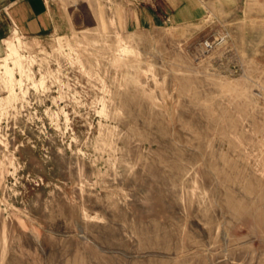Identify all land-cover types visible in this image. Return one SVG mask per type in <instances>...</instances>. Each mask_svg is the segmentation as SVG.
Returning <instances> with one entry per match:
<instances>
[{"label":"rangeland","instance_id":"1","mask_svg":"<svg viewBox=\"0 0 264 264\" xmlns=\"http://www.w3.org/2000/svg\"><path fill=\"white\" fill-rule=\"evenodd\" d=\"M48 2L0 39V264H264V0Z\"/></svg>","mask_w":264,"mask_h":264},{"label":"crops","instance_id":"2","mask_svg":"<svg viewBox=\"0 0 264 264\" xmlns=\"http://www.w3.org/2000/svg\"><path fill=\"white\" fill-rule=\"evenodd\" d=\"M55 9L45 0H0V39L15 22L20 30L26 33H37L52 27L55 23ZM174 10L171 15H177ZM150 18L156 12H146Z\"/></svg>","mask_w":264,"mask_h":264},{"label":"bare ground","instance_id":"3","mask_svg":"<svg viewBox=\"0 0 264 264\" xmlns=\"http://www.w3.org/2000/svg\"><path fill=\"white\" fill-rule=\"evenodd\" d=\"M75 2V0H74ZM89 2V1H88ZM15 30V29H14ZM136 34V33H135ZM22 35V34H21ZM66 35V34H65ZM61 36V35H59ZM136 36V35H135ZM72 37V36H71ZM139 37V36H138ZM57 38V36H56ZM2 39V38H1ZM16 39V37H15ZM17 39L18 36H17ZM5 40V43L7 44L6 48H7V53L5 56H1L0 57V73L3 74L5 80L4 82L6 83V86H7V89H8V93L9 95H12L14 94V83L17 81V82H20L21 78L20 79H16L15 75H14V68H18V71L20 73V75H26L27 78H30L28 73H25V70L23 69L22 67V64H21V61H20V54L18 53V49L17 47H15L14 43L9 40V39H4ZM141 40V39H140ZM18 42V41H17ZM58 42V41H57ZM118 43V42H117ZM60 45V44H59ZM121 45V44H120ZM63 47H61L62 49ZM70 49V48H69ZM58 50V48H57ZM64 50V49H63ZM121 50H126V46L122 47ZM120 50V51H121ZM65 51V50H64ZM61 52V51H60ZM125 54H127L125 52ZM3 55V54H2ZM128 55V54H127ZM67 56V55H65ZM70 57V56H69ZM123 57V55H122ZM11 58V62H12V65H10L8 63V59ZM128 58V56H127ZM34 60V59H33ZM77 60V59H76ZM126 62V60H125ZM120 63V62H118ZM124 63V62H122ZM42 83V80L40 81ZM35 84V83H34ZM40 84V83H39ZM36 85V84H35ZM43 85V83H42ZM18 86V85H17ZM22 88V87H21ZM25 92V91H24ZM24 94V93H23ZM103 99V98H101ZM101 104V103H100ZM23 105V104H22ZM11 106V105H10ZM102 106V105H101ZM104 106V105H103ZM5 107V106H4ZM17 107V106H16ZM103 108V107H102ZM101 110V109H100ZM2 111V110H1ZM103 111V110H102ZM56 112V111H55ZM105 112V111H104ZM102 113V112H100Z\"/></svg>","mask_w":264,"mask_h":264},{"label":"built area","instance_id":"4","mask_svg":"<svg viewBox=\"0 0 264 264\" xmlns=\"http://www.w3.org/2000/svg\"><path fill=\"white\" fill-rule=\"evenodd\" d=\"M45 1H48V0H45ZM204 45H205L206 47H210V46H211V43H210L208 40H205V41H204Z\"/></svg>","mask_w":264,"mask_h":264}]
</instances>
